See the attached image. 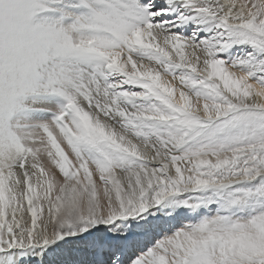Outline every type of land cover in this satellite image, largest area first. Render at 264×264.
<instances>
[{"label":"snow or ice","instance_id":"6c2138e0","mask_svg":"<svg viewBox=\"0 0 264 264\" xmlns=\"http://www.w3.org/2000/svg\"><path fill=\"white\" fill-rule=\"evenodd\" d=\"M0 264H264V0H0Z\"/></svg>","mask_w":264,"mask_h":264}]
</instances>
